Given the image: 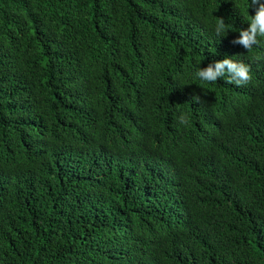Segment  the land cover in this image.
<instances>
[{"label": "trees", "instance_id": "16d2710c", "mask_svg": "<svg viewBox=\"0 0 264 264\" xmlns=\"http://www.w3.org/2000/svg\"><path fill=\"white\" fill-rule=\"evenodd\" d=\"M257 7L0 0V264H264ZM226 56L250 83L195 78Z\"/></svg>", "mask_w": 264, "mask_h": 264}, {"label": "clouds", "instance_id": "9594fccd", "mask_svg": "<svg viewBox=\"0 0 264 264\" xmlns=\"http://www.w3.org/2000/svg\"><path fill=\"white\" fill-rule=\"evenodd\" d=\"M251 3L258 4L255 14L249 15L248 27L241 29L238 37L232 40L233 44L241 45L247 51H250L254 45L261 42L258 38H264V3H259V0H251ZM214 31L219 37L227 35L229 29L223 18L218 19ZM223 77H227V83L245 86L252 79L251 69L246 63L226 56L215 61L214 64L200 67L195 73V78L206 83H215ZM193 99L199 101L200 97L193 96ZM188 122L187 116L181 115L179 117L180 124L186 125Z\"/></svg>", "mask_w": 264, "mask_h": 264}]
</instances>
